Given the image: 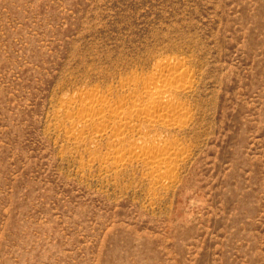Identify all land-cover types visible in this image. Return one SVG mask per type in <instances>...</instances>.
<instances>
[{
  "label": "rangeland",
  "instance_id": "1",
  "mask_svg": "<svg viewBox=\"0 0 264 264\" xmlns=\"http://www.w3.org/2000/svg\"><path fill=\"white\" fill-rule=\"evenodd\" d=\"M0 264H264V0H0Z\"/></svg>",
  "mask_w": 264,
  "mask_h": 264
},
{
  "label": "bare ground",
  "instance_id": "2",
  "mask_svg": "<svg viewBox=\"0 0 264 264\" xmlns=\"http://www.w3.org/2000/svg\"><path fill=\"white\" fill-rule=\"evenodd\" d=\"M161 65L163 68H165V70L167 71L166 73L163 71H156V72H152V78L151 79H153L152 80V85H148V87H147V89L145 90V89H143V92L142 93H145L144 92V90L146 91V93H148V95H150V102L149 101H147L146 103H148V104H146V105H144V109H145V111L147 110V112H149V111H155V110H160L161 112L158 114V115H154V116H147L146 117V119H147V121H149V122H156V121H158V120H164L166 117H167V115H168V112H169V110H172L173 108H174V101L172 100V99H170V98H168V96L166 97V94H168L170 91L172 92V90H175V89H178V88H186V85L185 84H182V83H179V81H177L175 84H173V82H171V80H173L172 79V77H174L175 78V71L179 68V66L176 64V63H174V62H172V61H161V62H159L157 65ZM180 69V68H179ZM179 69H178V71H179ZM161 70V69H160ZM177 77V76H176ZM149 82V83H150ZM183 82V81H182ZM145 96H147V95H145ZM139 103V102H138ZM137 103V104H138ZM142 103V102H141ZM143 104V103H142ZM101 105H104V104H101ZM133 105H135V103H133ZM139 105V104H138ZM139 106H141V105H139ZM92 107V106H91ZM87 108H89V106L87 107ZM99 108V107H98ZM101 108V107H100ZM135 108V107H134ZM141 108V107H140ZM143 108V107H142ZM90 109H92V108H90ZM95 109V108H94ZM102 109H104V107L102 108ZM133 109V108H132ZM136 109V108H135ZM137 109H139V108H137ZM100 111H101V109H99ZM97 111V110H96ZM132 111V110H131ZM144 112V111H143ZM90 112H88V114H89ZM92 114V113H91ZM90 114V115H91ZM86 116V115H85ZM84 116V117H85ZM83 117V118H84ZM90 116H88L86 119L88 120V118H89ZM91 118V117H90ZM85 121V120H84ZM91 121V120H90ZM156 143H158V142H155V144ZM155 144H153V145H155ZM155 146H159V145H155ZM151 148V147H150ZM157 148V147H156ZM149 149V148H148ZM153 149V148H152ZM153 150H155V148L153 149ZM142 151V150H141ZM140 151V152H141ZM148 151V150H147ZM159 152H161V151H159ZM139 153V152H138ZM142 153V155L143 154H145V155H143L144 157L146 156L147 158H150L152 161H153V163L155 162L156 164H160V166H161V164H167V163H171V161H172V159H173V157H172V155H171V153H168V152H162V153H158L157 151L154 153L153 151L152 152H146V153H143V152H141ZM140 154V153H139ZM139 154H136L137 156L139 155ZM141 155V154H140ZM139 155V156H140ZM142 156V157H143ZM141 157V156H140ZM143 157V158H144ZM146 157H145V159H146ZM155 166V165H154ZM153 166V167H154ZM152 167V168H153ZM157 167H159V166H157ZM157 167H156V170H159V169H162V174H163V168H159V169H157ZM154 169H155V167H154ZM167 169H169V168H167ZM155 170H153V172H154ZM167 171V170H166ZM152 172V173H153ZM160 172V171H159ZM169 172V171H168ZM167 172V173H168ZM156 173V172H155ZM166 173V174H167ZM156 174H158V173H156ZM155 174V175H156ZM161 174V173H160ZM161 174V175H162ZM165 174V173H164ZM166 176H169V174H167ZM165 179H167L166 177H165Z\"/></svg>",
  "mask_w": 264,
  "mask_h": 264
}]
</instances>
